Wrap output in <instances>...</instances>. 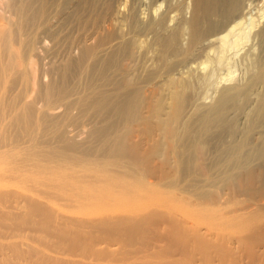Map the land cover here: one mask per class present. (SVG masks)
Segmentation results:
<instances>
[{
	"label": "rangeland",
	"instance_id": "rangeland-1",
	"mask_svg": "<svg viewBox=\"0 0 264 264\" xmlns=\"http://www.w3.org/2000/svg\"><path fill=\"white\" fill-rule=\"evenodd\" d=\"M76 1L47 0V8L37 16L34 7L22 16L8 10L7 0H0V28L11 36L9 53L4 54L0 43V66L5 70L0 75V112L16 106L14 115L19 118L14 126L0 125V135L15 136L26 123L32 145L58 149L62 155L50 163L60 156L67 159L48 163L50 168H126L114 177L129 184L128 191L106 185L81 188L77 185L80 179L77 183L71 180L63 193L71 197L84 194L89 197L87 205L73 206L60 193L56 202L70 214L138 210L141 225L126 227L125 222L113 221L85 229L73 223L66 224L71 233L63 235L54 229L59 226L53 225L54 218L45 219L48 210L43 212L27 202L16 213L9 203L12 199L3 193L0 264H264V229L259 232L264 228V209L242 223L245 230L233 224L230 228L217 217L264 194L259 158L264 152V108L258 112L264 84L247 87L260 65L264 69V37L260 33L264 0L241 1V23L227 35L229 44L222 47L228 49L225 52L219 39L228 28L226 24L213 26L214 31L203 34L189 49L188 22L195 0H87L74 7ZM152 19L164 21L148 28ZM112 24L120 25L121 29L115 28L120 34L109 30ZM179 26L182 35L171 46L176 54L162 57L157 36ZM128 38L135 40L136 47L135 43L124 47ZM188 50L192 55L186 56ZM86 51L95 54L89 58ZM188 70L190 86L178 91L185 109L179 124L169 119L160 125L152 119L153 114L161 102L170 101L169 96L175 98L174 94L159 96L163 83L167 77L179 79ZM234 86L239 88L236 103L241 107L234 108L231 103L220 111L218 118L225 120L218 127L209 124L202 131L198 115L212 108L221 89ZM49 89L50 96L45 97ZM226 119L232 120L228 122L235 126L233 133L224 131L229 126ZM219 129L221 136L217 137ZM64 134L76 145L72 151L62 148L69 138ZM241 164L251 169L255 179L258 192L252 199V194L240 193L233 183L231 174L238 175L236 180L242 186L248 180L241 173ZM39 182L46 189L55 181L43 174ZM62 196L65 200L59 199ZM166 206L171 218L173 215L168 223L179 228L168 226ZM32 207L36 208L33 212Z\"/></svg>",
	"mask_w": 264,
	"mask_h": 264
},
{
	"label": "bare ground",
	"instance_id": "bare-ground-1",
	"mask_svg": "<svg viewBox=\"0 0 264 264\" xmlns=\"http://www.w3.org/2000/svg\"><path fill=\"white\" fill-rule=\"evenodd\" d=\"M7 1H8L7 2L8 5L6 7H8V10H9V8H11L15 12H19L22 16H24L26 13H28V11H30L33 7H34L33 9L35 11L34 15H36V14L38 15V13L39 14L41 13L40 11L45 10L48 6L47 0H25V2L23 0H21L22 2L20 0H7ZM86 1L87 0H77L74 3V7L75 6L81 7L82 4L87 3ZM241 1L243 3V0H195L193 3V7H192V14H191L192 16L188 22V24H189L188 25L189 35H190V41H189V46H188L189 49H192L193 47H195L198 44V42L200 41L201 37H203L202 35L207 33V32H210L212 30L213 26H215L217 24H220V26H221V24L222 25L226 24L228 27L227 29L225 28V34L222 35L219 39L221 42L218 41L220 43V46H221L220 48L229 44V42L227 41V35H230L229 32L230 31L233 32V29L236 30L235 28H237L241 23L240 14H239V11L241 9L240 7L242 6ZM88 2L90 3V0ZM14 11H12V12H14ZM163 21H164L163 19H160L157 21L152 19V21L151 22L148 21L149 23L146 25L148 26V28L149 27L151 28L152 24H153L154 26L152 28H154L155 24L157 26L161 25ZM146 25H145V28L147 27ZM179 27H177V29L175 28L174 31H172L171 33H169L165 36H159V35L157 36L158 42L160 44L159 50L161 51L162 57L166 56L165 55L166 53L171 54V55L176 54V53H174L176 49L175 50L172 49L171 46H173V44L175 46V43H173V42L177 41L179 36L182 35L183 28L182 27L179 28ZM216 27H214V28H216ZM115 28L116 29L120 28V25L118 27V26H113V24H112L110 26L109 30L112 31ZM219 28H221V27H219ZM2 29L0 28V43L2 44L4 54H7L11 50V46H10V43L8 41V40H11V38H10L11 36H9V34H7V31L5 29H4V31H6V32H4ZM116 29H115V31H116ZM214 30H212V31H214ZM3 32L5 34H3ZM118 33H119V31H118ZM260 33L263 35L262 36L259 34L260 37L262 36L261 38H263L264 37V28L260 31ZM154 41L156 42V40H154ZM131 43L134 44L135 40L132 38H128L126 44H123V45H124V47L125 46L127 47V45L128 44L130 45ZM137 43H139V41ZM90 44H91L90 47L94 46V42H92ZM238 44H240V43H238ZM232 45H233V43H232ZM234 45H236V44H234ZM121 47H122V45H120L118 49H120ZM135 47H136V43H135ZM221 50H224V49L222 48ZM226 50H228V49H226ZM226 50H224V52ZM100 51H103V50L100 49ZM191 51L192 50H188L186 56L191 54ZM85 54L89 58H92L93 55L95 54V52L86 51ZM181 59H185V57L181 58ZM178 60H179V58H178ZM260 66H261L260 67L261 69L259 68V70H257L258 71L257 74L256 75L254 74L255 76H253V78H251V81H250V83L247 84V87L251 88V85L253 83H261V85L264 84V69H262V65H260ZM124 69L129 70V68L127 66H125ZM189 70L187 73L185 72L184 74H181L179 79H177L178 76H177V78L167 77L165 83H163L161 90L159 92V94H160L159 96L163 98V97H166V95L174 94L175 98L173 99L171 96H169L168 98L170 99V101L168 103H162L161 102L160 107L157 110V113L153 114L152 119L157 121L158 123H160V125L169 119L172 123L179 124L180 118H181L182 114L184 113L185 109H183L184 102H182L181 97L178 94V91L182 87H185V86L189 87L190 86L191 73L189 72ZM4 72H5V70L0 66V75L3 74ZM238 90H239V88L236 86H234L233 88L221 89L219 92L218 98L216 100V103L212 106V108H210V110L206 114L198 115V116H201L202 131L207 130V126L209 124H211L213 127H218L220 125V123L225 120L222 118H218L220 111L228 109L229 106L231 105V103L234 102V104H233L234 108L238 109L241 107L240 104L236 103V101H237L236 98L238 97L237 96ZM152 92L155 93V90ZM50 93H51V90L49 89L47 92L44 93L45 97H49ZM163 95H165V96H163ZM245 96L247 97V95H245ZM171 101H173V102L170 103ZM261 101H262L261 106H260L261 108L258 110V112H260V113L262 112V110L264 108V94H262ZM130 104L131 103H129V105ZM132 109H133V106H132L131 110ZM15 112H16V106L6 107L4 113L0 112V125L4 126L5 124H9L10 126H14L17 123H19V118L15 117V115H14ZM161 116L163 118H161ZM229 120H227L226 122L229 123L230 121H232V120H230V121ZM234 127L235 126L233 124L230 125V123H229L228 128L224 131H227L229 134L233 133L235 131ZM2 128H0V130ZM28 128H29V126L26 123H22V125L20 126V129H19V132L15 136H12V134L8 135L7 133L0 135V189H4V191L0 190V196L3 193H5V195L10 196V199H12V200H10L9 203L11 205V208L13 210H15L16 213L21 212L24 209L23 205L27 202L29 203L28 205H30V206L33 204L35 206H38L40 209L43 210V212H46L48 210L49 213H47L45 215V219L47 221H50L54 218L53 219V225L54 226L59 225L58 227H54V229H56L58 232L62 233L63 235H68L71 233L72 230L68 226H66V224L69 226H72L73 223L79 224L81 226V228H85V229H87V228H89V229L90 228H99V227L104 226L106 223L113 222V221L114 222L120 221L118 223L125 222L126 227H139L141 225V221H140L141 218L137 214L139 212L138 210H137V212L136 211H125V212H118V213L109 214V215H104L101 212H96L94 215H87V214L82 213L81 211H76L74 214H70V213H67L66 211H63L62 209L58 208L59 205L57 204L58 202H56V200H57V197H59V195L57 193H60V197H61V195L64 194L63 191L67 187L66 183H68V181H71V180L74 181L75 183H77L78 180L80 179V181L77 185L81 188H87L89 186L106 185V186H110L111 188L118 189L120 191H125L127 189L130 190L131 188H130L129 184L120 182V181L116 180L114 177L117 174L125 173L127 171V169L122 167V166H118V165H115L109 169H104V170L95 169L93 171L82 170L81 168L86 167L85 165H81V166L77 167L78 169H69L67 171L63 170L57 166H51V168H50L49 164H52V163H54L60 159H62L63 161H67V159L62 158L61 157L62 155L60 153H57L58 149H57V151H56V149H54L53 151L48 150V149L44 150L42 147H38L37 145H32L31 140H30V135L28 133ZM220 131L221 130L219 129L217 132H215V135L217 137L221 136ZM68 132L66 131V133H68ZM63 133H65V132H63ZM63 133H62V135H63ZM65 136L67 137L68 134ZM68 137L69 138H67V140L63 141V145H65V144L66 145L63 146L62 148H63V150H65L67 148L66 150L72 151L76 145L73 144L74 141L71 140L72 139V138H70L71 136H68ZM60 142L62 145V138H61V141H59V143ZM59 149H60V147H59ZM51 153H54V155ZM48 154H51V155L49 156ZM59 155H61V156L56 161H53L50 163L51 159L56 158ZM259 158H261V160H262L261 167L264 169V152L259 153ZM86 165L88 166V164H86ZM241 166H242V164L239 167H241ZM242 167H243V171L241 173H245L247 176V179H248L246 184L244 186H242L243 184L240 185L241 182L239 180H236V178H238L237 174H231L232 178L235 179V181H236L233 183H234V185H236L239 188L240 193L242 192V193L247 194V195L252 194L251 198H250V199H252L255 197L254 193L256 191V187H255L256 183L254 182L255 179L251 175V171H250L251 169L250 168H247L246 165H244ZM48 169H50V171H48ZM52 169L54 171H52ZM118 171H119V173H118ZM89 172H92V173H89ZM43 174L48 175V177L52 178L55 181L52 184L46 185L45 186L46 189L42 188V186L39 182V180L42 179ZM193 180H195V179H193ZM212 180H214V179H212ZM261 180L264 182V173H263V175H261ZM186 181H188V180H186ZM194 182L200 183L198 181H194ZM211 182H213V181H211ZM211 182H208V183H210L208 185L211 186ZM186 184L189 185V183H186ZM191 184L192 183L190 182V185ZM203 184H206V183L204 182ZM198 185H200V184H198ZM40 187H41V189H40ZM201 188L203 189V187H201ZM256 192H258V191H256ZM198 193L201 194L200 191L199 192L197 191V194ZM43 195H46L47 198L42 197ZM64 195L66 197L62 196V198H59V199L65 200L64 199V197H65L67 199V200H65L66 202L69 200V201H71V203L73 202L72 203L73 206L75 204L78 207L86 206L87 205L86 201L89 199L88 196H86L84 194H80V193L73 194L72 195L73 197L69 196V194H67V193ZM260 195L264 196V194H261V193L259 194V196ZM198 196H200V195H198ZM201 196H203V195H201ZM261 196H260V198H262ZM260 198H258V199L254 198L252 201H250V202L248 201V203L244 204L243 207L233 208V206H232V209L230 208V210H225V211L221 212L219 215H217V217H219L220 221H222V224L225 223L226 226L229 225V227H230V225L233 224L232 226H234V228L239 226L238 229H240V228L244 229L242 227L243 226L242 223L247 221V219L251 216V214L258 213L262 209H264V198H263V200H261ZM68 204H70V203H68ZM165 208L167 211L165 210L166 213H164V212L163 213L167 217L162 215V213H161V217L164 216L165 218H168V219H165L164 217H162L165 220H167V223H168V221L172 222L171 219H173V215L171 218L170 217L171 215L169 214L170 212L168 211L169 208H167V206ZM226 208H228V207H226ZM31 210L33 212L36 210V208L32 207ZM153 210H151V211H153ZM155 210H156V208H155ZM262 212H260V213L262 214ZM141 213H139V214L141 215ZM171 222H169V223H171ZM169 223H168V226L170 225ZM173 224H171L170 226L171 227L177 226V228H179L178 225L173 226ZM175 224H177V223H175ZM210 224H212V223H210ZM261 227H259V228H261ZM253 228H251V229H253ZM263 229H264L263 227H262V229H259V232L261 233ZM171 230H173V229H171ZM194 231H196V230H194ZM256 231H258L257 228H256ZM247 232H249V231H247ZM204 233H206V232H204ZM80 234H81V232L76 233L73 236H74V238L77 239L80 236ZM241 241H244V240H241ZM119 249L120 248H118V250ZM118 250L113 248L112 251L116 252Z\"/></svg>",
	"mask_w": 264,
	"mask_h": 264
}]
</instances>
